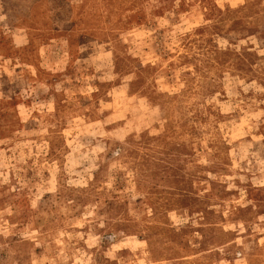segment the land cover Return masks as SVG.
<instances>
[{
	"label": "rangeland",
	"instance_id": "1",
	"mask_svg": "<svg viewBox=\"0 0 264 264\" xmlns=\"http://www.w3.org/2000/svg\"><path fill=\"white\" fill-rule=\"evenodd\" d=\"M0 264H264V0H0Z\"/></svg>",
	"mask_w": 264,
	"mask_h": 264
}]
</instances>
